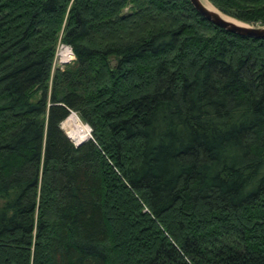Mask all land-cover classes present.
I'll use <instances>...</instances> for the list:
<instances>
[{
  "label": "trees",
  "instance_id": "obj_1",
  "mask_svg": "<svg viewBox=\"0 0 264 264\" xmlns=\"http://www.w3.org/2000/svg\"><path fill=\"white\" fill-rule=\"evenodd\" d=\"M0 264H264V38L189 0H0Z\"/></svg>",
  "mask_w": 264,
  "mask_h": 264
},
{
  "label": "water",
  "instance_id": "obj_2",
  "mask_svg": "<svg viewBox=\"0 0 264 264\" xmlns=\"http://www.w3.org/2000/svg\"><path fill=\"white\" fill-rule=\"evenodd\" d=\"M194 9L207 21L211 22L212 24L226 29L229 32L238 34L240 36H247L256 39L264 38V25L257 26V25H250L240 21H232L225 19L220 15V11L213 10L207 7L202 0H189ZM68 136V135H67ZM69 137V136H68ZM88 138H91V134ZM87 138V139H88ZM86 140L83 139L80 142H73L75 145H79Z\"/></svg>",
  "mask_w": 264,
  "mask_h": 264
},
{
  "label": "bare ground",
  "instance_id": "obj_3",
  "mask_svg": "<svg viewBox=\"0 0 264 264\" xmlns=\"http://www.w3.org/2000/svg\"><path fill=\"white\" fill-rule=\"evenodd\" d=\"M202 2L209 8L218 11L208 0H202ZM219 12V11H218ZM220 15L222 17H224L225 19L228 20H234L236 21L234 18L227 16L221 12H219ZM63 124L68 126V133H69V137L71 139H73V142H80L81 140L87 138L90 134L89 132V126L87 124H83L78 116L76 115L75 112H72V114H70L65 121L62 123V127ZM89 139V138H88ZM87 140V139H86Z\"/></svg>",
  "mask_w": 264,
  "mask_h": 264
},
{
  "label": "built area",
  "instance_id": "obj_4",
  "mask_svg": "<svg viewBox=\"0 0 264 264\" xmlns=\"http://www.w3.org/2000/svg\"><path fill=\"white\" fill-rule=\"evenodd\" d=\"M74 58L75 55L72 50V47L68 43H65L64 41H60L59 49H57L53 55V61H52L53 71L56 68L62 69L65 65L70 63Z\"/></svg>",
  "mask_w": 264,
  "mask_h": 264
},
{
  "label": "rangeland",
  "instance_id": "obj_5",
  "mask_svg": "<svg viewBox=\"0 0 264 264\" xmlns=\"http://www.w3.org/2000/svg\"><path fill=\"white\" fill-rule=\"evenodd\" d=\"M209 1V0H208ZM210 2V1H209ZM211 3V2H210ZM212 4V3H211ZM213 5V4H212ZM214 6V5H213ZM215 7V6H214ZM216 8V7H215ZM217 9V8H216ZM128 10V8H125L124 9V11H127ZM219 10V9H218ZM220 11V10H219ZM221 12V11H220ZM221 13H223V12H221ZM224 14V13H223ZM226 15V14H225ZM228 16V15H227ZM231 17V16H230ZM233 18V17H232ZM235 19V18H234ZM236 21H239V20H237V19H235ZM240 22H242V21H240ZM245 23V22H244ZM61 37H62V32H59V35H58V38H57V42H56V45H55V49H54V53L56 52V50L57 49H59V43H60V41H62V39H61ZM74 60V59H73ZM72 60V61H73ZM52 61H53V59H52ZM71 61V62H72ZM53 72V68H52V65H51V73ZM74 112V111H73ZM72 114V113H71ZM77 115V114H76ZM78 116V115H77ZM79 118V117H78ZM79 120H80V118H79ZM81 121V120H80ZM83 124H87V123H85V122H83V121H81ZM88 125V124H87ZM89 126V125H88ZM63 130H64V132L66 133V135H69V133H68V131H69V129H68V126H66V125H64L63 124V128H62ZM91 131V128H90V126H89V132ZM89 134H91V133H89ZM90 136V135H89ZM88 136V137H89ZM87 137V138H88ZM70 138V137H69ZM86 138V139H87ZM71 139V138H70ZM73 140V139H72Z\"/></svg>",
  "mask_w": 264,
  "mask_h": 264
}]
</instances>
